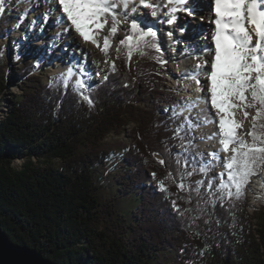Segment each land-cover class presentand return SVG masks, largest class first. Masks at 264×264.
<instances>
[{
  "label": "trees",
  "instance_id": "1",
  "mask_svg": "<svg viewBox=\"0 0 264 264\" xmlns=\"http://www.w3.org/2000/svg\"><path fill=\"white\" fill-rule=\"evenodd\" d=\"M8 25H0V39ZM104 25L112 36L104 35L102 47H116L120 64L89 92L63 74L33 75L34 63L17 69L24 91L0 118V228L56 264H264V205L254 231L245 192L247 174L264 167L263 79L250 71L255 88H245L256 110L253 158L246 168L235 164L220 189L203 177L211 171L194 155L188 124L174 111L147 106L148 94L158 100V87L169 90L158 39L134 28L116 46L117 26ZM7 62L0 46V99ZM132 124V146L115 162L122 169L107 195L103 169L117 151L103 142ZM34 159L60 164L38 168ZM16 160H23L20 168L12 167ZM151 181L155 188L145 186ZM120 198L132 203L130 218Z\"/></svg>",
  "mask_w": 264,
  "mask_h": 264
},
{
  "label": "bare ground",
  "instance_id": "2",
  "mask_svg": "<svg viewBox=\"0 0 264 264\" xmlns=\"http://www.w3.org/2000/svg\"><path fill=\"white\" fill-rule=\"evenodd\" d=\"M7 1L12 3L11 0ZM12 1L17 3L13 12H18L19 8L21 18L25 17V21H17L12 28L15 45H25L32 40L31 44L38 45L40 49L27 50L41 52V63L45 61L41 65L52 69L53 73L67 72L71 80L77 78L82 82L84 77H89L88 83L96 70L104 69L103 54L99 52L91 31L90 20L94 18L92 8L106 7L112 13L116 12L122 18L132 20L130 11L135 10L141 17L138 7L144 1L149 2L147 9H154V16L158 15L152 18L154 22L164 19L162 31L157 32L169 40L171 57L166 58L168 62L163 60L166 66H176L174 62L181 64L187 57L202 56L190 68L187 67L189 63H183L184 70L172 79L175 83L186 76L192 81L189 82V94L185 96L181 110L192 114L203 127L201 145L211 159L226 163L229 158L227 143L235 140L236 132L235 122L223 111L228 102L226 83L232 75L237 76L233 64L242 62L245 55L257 57L260 50H264V0L263 4H260L261 0H52L54 3L49 8L48 0H25L26 5L22 4V0ZM2 2L0 0V4ZM208 4L212 5L210 9L207 8ZM52 8L59 14L58 22H55L59 26L51 18V25L56 29L49 32L50 25L46 22L49 16L44 21L43 14H49L48 11ZM256 9L261 11L259 23L256 20ZM170 11L176 12L175 20L172 16L171 20L166 18ZM197 14L206 30V37H198V33H204L200 30L202 26L194 27L190 21ZM26 20L29 22L27 30ZM209 25L215 27V30L210 29ZM164 30L166 34H163ZM50 35L53 36L48 38ZM249 35L255 38L254 41H251ZM233 44L237 47L232 46ZM33 58H37L36 55ZM222 171L221 169L219 173ZM251 193L252 199L256 201L253 206L257 205L260 210L264 201V177L256 179Z\"/></svg>",
  "mask_w": 264,
  "mask_h": 264
},
{
  "label": "rangeland",
  "instance_id": "3",
  "mask_svg": "<svg viewBox=\"0 0 264 264\" xmlns=\"http://www.w3.org/2000/svg\"><path fill=\"white\" fill-rule=\"evenodd\" d=\"M51 1L52 0H48V5H47L48 8L49 6L51 7L52 3H54L53 1L52 2ZM11 2L12 3H10L7 0H3V2L0 4V25L4 24L5 21H8L9 23L4 33V37L0 39V46L3 47L5 56L8 59L7 69H6L7 70L6 74L8 76V89L6 92V97L4 99H0V107L4 111L3 114L4 113L6 114V108L11 107L13 105V101L15 100V97L17 95L22 94L24 91V86H25L24 78L20 77L17 73V69L21 68L24 64L32 63L33 65L34 63L33 75L42 76L43 78H46L49 75L53 76L56 74L66 75L69 79V82L76 83L79 91L84 92V93L89 92L97 84H100L105 79L107 73L110 72L112 65L120 64L119 57H118V50L116 49V47L113 48V45H112L111 46L112 48L108 47V50L102 47L104 45V39H103L104 35L106 37L112 36L109 33L106 34V32H108L110 27H106L104 25L105 21L109 22L110 24L113 23L117 26L116 31H115L116 33L115 34L116 35L115 45L116 46L120 44L122 41H124L125 38H131V36H133L134 28H139L141 30L142 35H144V38H147L149 41L152 40L153 38L158 39V43L160 45L161 51L164 53L163 57L165 58V60L166 58L171 57V54H170L171 50L169 48V40H167L166 37L162 35V33L159 34L157 32V30H160V32L162 31L161 24L164 19H162L159 22H154V19L152 18L157 17L158 15L156 14V16H154V12H155L154 9L152 8L147 9V7L150 5L149 2L144 1L138 7V10L142 13L141 17L137 15L135 10L132 9V11H130L132 20H129L128 18H122L121 15L117 14L116 12L112 13L106 7L105 9L104 7H101V6L100 7L94 6V9L92 8V11L94 10L93 11L94 18H92L93 20L92 19L90 20V24L92 27L91 31L95 37V41H97L99 52L103 54L104 69L100 71L96 70L93 73V75L90 77V81H89L90 83L87 82L89 80V77H84V79H82V82L81 80L77 78L71 80L67 72L61 71V72L53 73L52 69L45 67L44 65H41L42 63L45 62L44 61L41 63L42 61L41 52L39 51V52L33 53L27 50L31 48L40 49L38 45L31 44L33 42L32 40L30 42H26L25 45H22V44L15 45L16 41L13 37L14 33L12 31L13 30L12 28L14 24L17 23V21L18 22L25 21V17L21 18V15H20L21 10L19 8H17L18 12L16 11L13 12V10L16 8L17 3L14 4L15 1H12V0ZM26 3L27 2H25V0H22L23 5H26ZM260 4H263V0L260 1ZM211 6H212L211 4L210 5L208 4L207 8L210 9ZM52 9L48 11L49 14H46L43 11L44 21L47 15L49 16L48 18H46V22L48 23V25H50L49 32H52L54 29H56V27H53V25H51V18H52V22H54L55 25L57 24L59 26L58 23H55V22H58L59 14L54 9L52 11ZM151 9L152 11H150ZM165 10L167 12V9ZM112 14L114 16H112ZM162 14L163 16L165 15L164 12ZM168 15L169 16H166L167 19L171 20L173 18V20H175L176 12L172 13V11H170ZM170 16H172V18ZM199 17H200L199 14L194 15L193 19H190V21L192 22V25L194 27H200V25L202 26L200 27L201 28L200 30L204 33H201L202 35L198 33V37H204L206 34L205 32L206 30L203 28L202 23H200ZM25 24H27L25 25V29L27 30V26L29 25L28 20H26ZM150 26H153V28L151 29ZM209 27L210 29H213V31L215 30V27H213L212 25H209ZM247 32L249 31L247 30ZM22 33L24 34L25 31ZM163 34H166L165 30ZM52 36L53 35H50V37L48 38H51ZM249 37L251 41H254L255 38L253 36L249 35ZM34 42H37V40H35ZM203 46H206V45L203 44ZM232 46L237 47L234 44ZM49 49H48V52H49ZM35 55L37 58H33L35 57ZM200 58H202L201 54L200 56L196 58L187 57L183 59L181 64H178L179 62H174L176 66L168 64V67H166L165 62L162 59V64L165 66L164 68L165 70L163 73L165 74L164 76L168 79L167 86L169 90L165 91L164 88L158 87V92H157V96L159 98L158 100H156L157 98L156 96L151 97V94H148V99L150 102L148 103L147 106L149 109H155L156 106L160 107L161 109H165V112H168V114L174 111L179 116L178 118L179 122L188 124V127L190 128V131L192 132L190 141H192V143H194V146H195L194 155L199 163L206 165L208 170L211 171V173L205 172L203 177L212 181L214 186L222 189L224 188L226 182L231 180L232 177L234 176L236 165L238 167L246 168L247 166L250 165V160L253 158L252 154L250 153L252 152L251 149L253 147V139H252L251 132L254 127L253 122L255 120L256 110L253 108L251 90L254 89L255 87L253 85L254 84V80L252 79L253 76L251 77L249 75V72L251 71V74H253L254 76L261 77L264 81V50L263 49L260 50V53L258 54L257 57H250L248 55H245L243 57L242 62L233 64L234 66L233 68L235 70V73H237V76L232 75L226 83V91H227L226 100L228 99V102H226V105L223 107L224 108L223 111L226 112V115L228 114V118H230L233 122H235V127H236L235 140H231L230 142L227 143L229 158H227L226 163H224L223 161H220L219 159H214V160L211 159L210 155L202 148V145H201V138L204 133V129H202L203 127L200 125L198 119H196L192 114L184 113L181 110L183 107V104L185 103V96L189 94L187 92V88L189 87V82H192V81H190L188 77H183L184 79L174 83L172 79V77L173 78L178 77L180 72L184 70L183 63H189L187 67L190 68L191 64L199 61ZM78 60L80 59L78 58ZM189 61H192V62L190 63ZM170 62L173 63L172 60H170ZM246 87L251 89L249 90V93H248V90L245 89ZM246 95L249 97V101L248 102L246 101L245 103L242 101V99H244ZM168 98L173 99V105H175L174 107L173 105H170V103H167ZM134 128H135V125L132 124L126 128V133H124L121 137L118 135H112L108 137L107 139H105L103 142L104 145H107L108 147H111V148H115V150L117 151L115 159L111 161L103 169L104 173L102 174L103 176L102 180L104 184L108 185L111 188V190L108 191L107 195H110V193L113 191L112 187H115L113 188L115 190L117 188L116 185L111 186L112 185L111 183L114 181L113 179L114 174L117 171H120L122 167L119 166L120 164H115V162L121 163L123 161V157L125 155V152L127 151L128 146L129 148L130 146H132V143H133L132 130ZM237 156L239 157L237 158ZM33 162H35L38 168L39 167L40 168L49 167L52 164L53 165L60 164L59 161L49 160V159H41L40 161L34 159ZM22 164H23V160H16L14 164L12 165V167L20 168ZM256 164L257 163H255V165ZM221 169L223 171L219 173ZM256 169H253L252 171H250V175L247 174V177H246L247 182H246V187H245L246 201H247L246 211L248 212L249 215L251 214L250 215L252 218L251 223H252V228L254 231H256V229L258 228L257 217L261 209L259 210V207L257 205L256 207L253 206V203L255 204L256 201L252 199L253 194L251 193V191L252 192L254 191V184L256 182V179L260 176L264 177V167H260V166L258 167L257 165ZM147 173L152 179V176H151L152 171L148 170ZM244 174H245V171H244ZM156 185L157 184L152 181L145 183V186L147 188H155ZM263 200H264V197H263ZM131 205L132 203L128 202L124 198L119 199L120 211L127 218L131 217V210H132L130 209ZM262 205H264V201ZM172 207L173 206L170 203H168V208L173 211Z\"/></svg>",
  "mask_w": 264,
  "mask_h": 264
},
{
  "label": "water",
  "instance_id": "4",
  "mask_svg": "<svg viewBox=\"0 0 264 264\" xmlns=\"http://www.w3.org/2000/svg\"><path fill=\"white\" fill-rule=\"evenodd\" d=\"M8 89V88H7ZM7 113V112H6ZM0 112V118L6 114ZM0 264H56L46 258L39 250L27 245L14 243L0 228Z\"/></svg>",
  "mask_w": 264,
  "mask_h": 264
}]
</instances>
